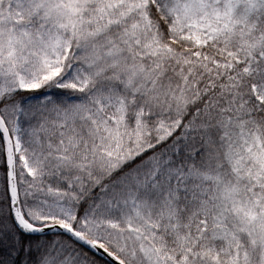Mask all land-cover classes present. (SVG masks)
Masks as SVG:
<instances>
[{"label":"snow or ice","instance_id":"snow-or-ice-1","mask_svg":"<svg viewBox=\"0 0 264 264\" xmlns=\"http://www.w3.org/2000/svg\"><path fill=\"white\" fill-rule=\"evenodd\" d=\"M0 264H264V0H0Z\"/></svg>","mask_w":264,"mask_h":264}]
</instances>
